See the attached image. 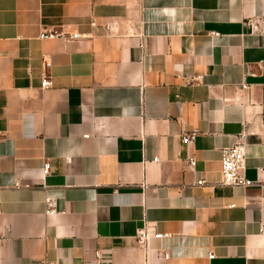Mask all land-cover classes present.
I'll use <instances>...</instances> for the list:
<instances>
[{
	"label": "crops",
	"instance_id": "crops-1",
	"mask_svg": "<svg viewBox=\"0 0 264 264\" xmlns=\"http://www.w3.org/2000/svg\"><path fill=\"white\" fill-rule=\"evenodd\" d=\"M0 135V264H264V0H0Z\"/></svg>",
	"mask_w": 264,
	"mask_h": 264
},
{
	"label": "built area",
	"instance_id": "built-area-1",
	"mask_svg": "<svg viewBox=\"0 0 264 264\" xmlns=\"http://www.w3.org/2000/svg\"><path fill=\"white\" fill-rule=\"evenodd\" d=\"M92 24L94 26L95 22H93ZM83 36L84 35H82L79 32L69 33V32H65V31L53 32V31L45 30L42 33V38L59 37V38L66 39L69 41L80 39ZM51 66H52V63L50 61H48V60L44 61V65H43L44 74H43L42 85H41L43 89L49 88L52 85L51 77L49 75V70H50ZM245 136L246 135L244 133H242L241 135H239L238 141L233 146L226 147V148L222 149V157H221L222 181H221V184L223 186L247 187V186H250L252 184V182L246 176L247 150H246ZM195 137H196V133L193 132V133L185 135L183 137V141L185 143H189V142L194 141ZM190 165L192 167H195L196 161L191 160ZM48 173H49V164H46L44 166V174L47 175ZM204 183H205L204 180L198 181V184H200V185H202ZM45 201H46L48 208H49L48 213H52L53 212L52 199L50 197H46ZM166 236H167V234L153 232L152 230L144 228V229L138 230L137 240H138V243H140L141 245H144L151 238L161 239V238L166 237ZM97 256L99 257V253H97ZM164 256L168 257V253L165 252ZM213 257H214V254L210 253L209 258H213Z\"/></svg>",
	"mask_w": 264,
	"mask_h": 264
}]
</instances>
